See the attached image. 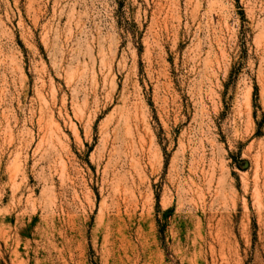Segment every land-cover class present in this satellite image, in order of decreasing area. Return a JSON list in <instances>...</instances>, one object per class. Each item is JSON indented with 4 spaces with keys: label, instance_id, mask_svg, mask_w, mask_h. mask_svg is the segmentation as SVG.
Masks as SVG:
<instances>
[{
    "label": "rangeland",
    "instance_id": "1",
    "mask_svg": "<svg viewBox=\"0 0 264 264\" xmlns=\"http://www.w3.org/2000/svg\"><path fill=\"white\" fill-rule=\"evenodd\" d=\"M0 264H264V0H0Z\"/></svg>",
    "mask_w": 264,
    "mask_h": 264
}]
</instances>
